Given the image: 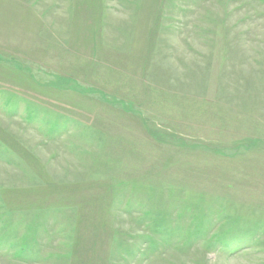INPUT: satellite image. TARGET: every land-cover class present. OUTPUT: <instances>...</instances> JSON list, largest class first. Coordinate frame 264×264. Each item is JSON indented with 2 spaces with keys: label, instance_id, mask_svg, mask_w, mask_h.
Wrapping results in <instances>:
<instances>
[{
  "label": "rangeland",
  "instance_id": "1",
  "mask_svg": "<svg viewBox=\"0 0 264 264\" xmlns=\"http://www.w3.org/2000/svg\"><path fill=\"white\" fill-rule=\"evenodd\" d=\"M0 264H264V0H0Z\"/></svg>",
  "mask_w": 264,
  "mask_h": 264
}]
</instances>
